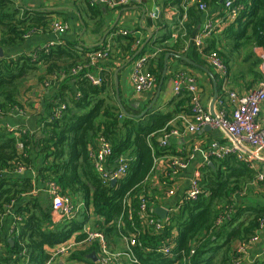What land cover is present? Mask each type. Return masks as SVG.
<instances>
[{
  "label": "trees",
  "instance_id": "1",
  "mask_svg": "<svg viewBox=\"0 0 264 264\" xmlns=\"http://www.w3.org/2000/svg\"><path fill=\"white\" fill-rule=\"evenodd\" d=\"M188 1H165L166 7L181 14L186 10L187 21L184 30H179L176 45L166 47L164 41H158L159 51L147 57L145 69L157 81L163 60L171 51L187 55L192 50L196 57L206 58L217 52L227 66L234 53L246 50L251 61L254 47L264 49V0H235V21L222 33L207 38L200 51L191 49L190 42L203 15L199 6H220L222 0H197L190 5ZM71 2L86 29L92 24L91 30L95 32L104 30L108 12L142 6L130 3L111 8L95 0ZM63 13L47 6L33 8L16 0H0V48L4 52L20 47L33 36L53 33V15ZM226 17V13H221L223 20ZM184 33L187 42L181 41ZM132 34L113 39L114 46L108 52L110 60L146 57L149 49H135L140 39ZM107 42L79 51L77 42L64 40L0 57V233L9 222V234L0 239V264H45L48 248L73 235L82 241L85 226L103 233L112 252L125 250L122 235L134 236L137 245L133 250L139 264H242L244 255L239 249L258 235L264 225V210L234 209V196L256 181V173L234 156L201 169L198 199L171 212L160 233H151L141 219V200H146L151 211L154 203H160L159 194L170 186L168 175L173 169L168 167V161L160 187L154 186L151 177L156 174L158 159L176 156L169 145L162 147L158 142L159 137L169 133L174 114L148 112L142 118L126 116L106 71L100 73V86L86 78L95 69L88 55L108 51ZM254 61L250 70L258 76L253 71L258 59ZM110 66L109 63L105 68ZM33 80L36 86H28ZM220 95L225 101V95ZM37 99L43 101L42 105ZM185 101H191L190 94ZM191 108L187 116H191ZM18 113L34 119V126H10L6 121ZM127 114L132 115L129 110ZM100 137L112 146L110 164H115L120 156L126 155L130 160L128 173L115 184L104 182L95 167ZM38 183L43 188L50 183L57 185L75 206L82 204L83 211L72 221L54 224L52 201L47 192L40 196ZM9 239L14 241L13 245ZM163 245L172 247L171 258L156 251ZM89 248L73 251L62 258V263L94 264L89 255L97 247ZM124 264L130 263L124 260Z\"/></svg>",
  "mask_w": 264,
  "mask_h": 264
},
{
  "label": "crops",
  "instance_id": "2",
  "mask_svg": "<svg viewBox=\"0 0 264 264\" xmlns=\"http://www.w3.org/2000/svg\"><path fill=\"white\" fill-rule=\"evenodd\" d=\"M16 1L22 2L33 8L47 6L49 10L63 11V16L56 14L53 15V18L56 21H60V23L66 22L65 25L68 29L64 34L50 33L33 36L26 40L20 47L4 50L3 53L9 55L29 52L40 45L60 42L62 38L72 43L77 42L79 44L77 47L79 51L94 49L108 40L106 44L108 51H110L114 46L113 39L119 35H123V31H128L129 33L133 32L132 35L140 39V45L137 47L138 49L140 47V51L146 47L150 52L153 51L152 54L149 52L145 55L146 57L144 58L147 60V57L154 56V53L159 51L156 50V43L158 41H164L166 47H173L176 45L180 31L184 30V24L187 21L186 10L181 14L176 9L166 7L165 1L167 0H144L141 4L142 6L132 10L108 12L104 19V30L95 32V30H91L93 27L92 24L86 29L80 14L72 6L71 0ZM196 2L197 0H190L188 4L190 5V3ZM185 4H187V1H185ZM78 5L80 4L78 3ZM202 12L203 15L198 20L194 35L190 38V42L193 45L191 49L195 47L198 51L204 48L207 38L202 41L201 48L197 47L196 39L202 33L207 22L213 21L214 24L223 23V26L213 33L215 35L222 33V31L233 22L225 23L221 18V13H225L224 0H222L220 6L218 4L210 5ZM151 15H153V18ZM138 29L142 31H138ZM103 31L105 33H103ZM186 36L184 33L181 39L182 42H187L184 41V37ZM253 53L254 56L251 61H248L246 50L234 53L230 58L229 65H227L228 67L226 66L228 70L226 90H228V92L234 91L239 96H246L256 89L259 83L264 80L262 72L264 49L254 47ZM109 58L99 61L90 74L100 80H102L100 76L101 72L106 71L110 75L116 94V100L118 102V93L119 100L126 108V111L129 110L132 116H138L147 109H149L148 112L152 113L174 114V118L169 124V133L178 131V134L170 136L168 147L172 149L176 156L172 155L158 159L156 161V174L151 177L154 186L160 187L162 185L163 173L167 169V161L168 167L171 169L170 163L172 159H178L184 161L183 163H187L186 168L173 169V172L168 175V186L170 185L168 190L159 194L161 198H159V204L154 203L151 206L153 211L162 208L169 211L170 215L171 212L180 209V207L188 201L186 195L190 189L191 181L195 179L204 166H208L205 165V152L208 147L213 142H226L225 135L218 130H207L206 128L204 131L197 133L188 131L184 117L189 114L187 110L191 108L192 105L191 101L189 103L185 101L190 94L189 88L194 87L198 90L201 107L210 110L216 98V94L218 93L214 107L217 100L220 99V94L223 93L225 95V85L223 84L221 76L212 68L208 58L201 56L196 57L192 50H190L187 55L171 51L166 54L163 60L161 77L157 81L156 87L144 93H136L133 88L131 75L135 62L143 57H133L130 60L126 59V57L116 58L114 60H110ZM255 58L258 59V62L257 65L253 67V71L256 72L258 76L250 70V65L252 62H255ZM109 63L111 66L105 68ZM180 77L191 82L182 87L179 94H176L174 91V83ZM29 85L30 83L28 86ZM39 96L41 97V95ZM224 97H226V95ZM36 101L39 102L40 99ZM40 103L42 105L43 101H40ZM40 107L42 108V106ZM226 109L229 112V104L226 105ZM261 121L264 123V104L262 106ZM6 122L10 126L26 125L28 127H33L35 124L34 119L25 118L19 113L10 117ZM163 136L164 134L158 138L160 144ZM214 162L215 160L211 162L213 166H211V164H209V166L214 167ZM252 164L253 167L251 169L256 175L258 173L264 174V160H254ZM114 166V164H110V171L114 169ZM27 176L31 177L32 174H27ZM38 192L40 196H42L44 192L48 193V187L45 186V188H43L42 184L38 183ZM234 201V209L255 208L264 210V183L259 184L255 182L251 184V187L249 186L246 188L243 193L236 194L234 196ZM8 224L9 222L5 224L3 232L0 233L1 240L5 239L7 234H9ZM258 237V241L252 244L247 250L246 255L241 261L242 264L264 263V227L259 232ZM122 245L124 246L123 243ZM61 260H59L57 264H63ZM93 263L95 264L96 262L93 261Z\"/></svg>",
  "mask_w": 264,
  "mask_h": 264
},
{
  "label": "built area",
  "instance_id": "3",
  "mask_svg": "<svg viewBox=\"0 0 264 264\" xmlns=\"http://www.w3.org/2000/svg\"><path fill=\"white\" fill-rule=\"evenodd\" d=\"M96 2L114 8L117 6H125L130 3L141 5L144 0H95ZM201 11L206 9L204 4L199 6ZM224 11L227 14L225 23L234 21L237 17L238 9L235 6V0H224ZM153 18V15H151ZM223 23L214 24L213 21H209L205 24L202 33L196 39L197 47L201 48L202 41L210 37L217 29L221 28ZM218 27V28H217ZM67 26L58 21L52 25L53 33L64 34L67 31ZM123 35H129L128 31H123ZM140 45V41L137 42L135 48ZM109 51L92 53L88 57L91 58V64L94 66L103 59H108ZM208 60L212 68L221 76L223 81L225 101L218 99L214 107V113L212 114L209 109L201 107L198 90L194 87H190L191 95V116L184 117V121L187 124V129L191 133H197L204 131L206 128L218 130L226 137V142L219 143L213 142L205 152L206 164L209 165L213 160L221 161L228 157L234 156L236 159L246 164L250 169L253 167L252 162L264 160V123L261 121L262 106L264 104V80L259 83L256 89L251 91L246 96H239L234 91L226 90L228 81V70L217 52H213ZM146 59H138L133 67L131 80L133 88L136 93H144L152 90L157 85V79L145 69ZM262 72L264 75V56L262 63ZM78 72H74V75ZM86 78L94 85L100 86L102 80L97 79L90 73L86 75ZM188 81L180 77L174 83V91L179 94L182 87L189 84ZM229 104L230 110L226 109V103ZM178 131H172L164 134L161 146L166 147L171 135H177ZM99 149L95 155V167L104 182H111L112 180H118L126 176L129 170L130 160L125 156H120L116 162L114 169L110 171V159L113 154L112 146L103 137L99 138ZM178 159H172L171 167L186 168L187 163H183ZM256 183H264V174L258 173L256 175ZM201 193L199 174L191 181L190 189L187 192L186 198L188 201H195L198 199ZM48 195L52 201L53 211V223L59 224L64 221L74 220L79 213L83 211V205L73 204L69 196L61 192L60 187L50 183L48 184ZM146 200H141L140 217L145 220V224L153 234L160 233L166 224L168 223V217L164 220H160L151 209L149 211ZM151 213L154 216H151ZM224 219H222L223 221ZM264 225L262 226V228ZM260 229V231L262 230ZM15 226L11 228L13 232ZM259 231V232H260ZM81 234V233H80ZM83 234L85 238L82 241H78V235H73L69 240L56 245L53 248H48V259L45 264H55L62 258L66 257L75 250H87L92 245H96V263L95 264H124V260L130 264H139V260L136 257L133 248L137 245V240L134 236L122 235V243L125 246V250L122 252H112L110 250L108 241L103 233L92 231L89 227H84ZM259 235V233H258ZM256 235L245 248L239 249V252L244 256L247 253L249 247L256 243L259 239ZM171 246H160L156 251L161 253L165 257L171 258ZM2 253V245L0 244V257ZM193 254V253H192Z\"/></svg>",
  "mask_w": 264,
  "mask_h": 264
},
{
  "label": "water",
  "instance_id": "4",
  "mask_svg": "<svg viewBox=\"0 0 264 264\" xmlns=\"http://www.w3.org/2000/svg\"><path fill=\"white\" fill-rule=\"evenodd\" d=\"M65 39H60V41H64ZM143 49V48H142ZM0 57L1 58H3L4 57V53H3V50L0 48ZM217 95H218V93L216 94V98H217ZM117 98H118V103H119V106H120V108H121V110L123 111V113L126 115V116H129V117H132V118H142V117H144L147 113H148V111H149V109H147V110H145L144 112H142L140 115H138V116H132V115H128L127 114V111H126V109H125V107L122 105V103L120 102V100H119V95H118V93H117ZM216 98H215V100H214V103H215V101H216ZM214 103H213V105H212V108L210 109V111H211V113L213 114L214 113ZM208 129H210V128H207V130ZM211 166H213V164H211ZM116 183V180H112L111 181V184H115ZM154 214L160 219V220H164V219H166L168 216H169V211H166L165 209H162V208H158V209H155V211H154ZM9 244L10 245H13L14 244V241L12 240V239H10L9 241ZM89 257L93 260V261H97V259H96V254H95V252H92L90 255H89Z\"/></svg>",
  "mask_w": 264,
  "mask_h": 264
},
{
  "label": "rangeland",
  "instance_id": "5",
  "mask_svg": "<svg viewBox=\"0 0 264 264\" xmlns=\"http://www.w3.org/2000/svg\"><path fill=\"white\" fill-rule=\"evenodd\" d=\"M58 22H60V21H58ZM31 84H34V80H33V82H30V85H31ZM34 86H36V85H34ZM34 86H33V87H34ZM77 264H78V263H77Z\"/></svg>",
  "mask_w": 264,
  "mask_h": 264
}]
</instances>
